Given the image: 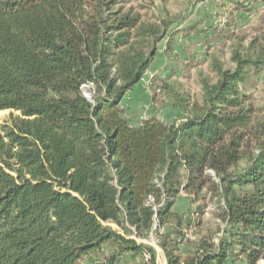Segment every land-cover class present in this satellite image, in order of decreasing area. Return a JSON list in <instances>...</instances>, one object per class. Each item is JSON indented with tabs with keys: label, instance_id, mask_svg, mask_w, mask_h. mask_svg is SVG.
Masks as SVG:
<instances>
[{
	"label": "trees",
	"instance_id": "trees-1",
	"mask_svg": "<svg viewBox=\"0 0 264 264\" xmlns=\"http://www.w3.org/2000/svg\"><path fill=\"white\" fill-rule=\"evenodd\" d=\"M131 1L0 0V112H19L0 125V264H132L127 255L157 264L156 250L137 240L157 221V234L170 226L159 234L168 264L264 260V120L258 150H242L247 89L264 72V50L238 56L233 71L219 68L194 116L134 125L124 104L159 45L167 44L166 77L192 60L170 56L171 20L144 21ZM248 10L236 1L224 24L198 31L203 42L224 39L233 16ZM160 84L155 76L150 86L162 91ZM208 182L224 203L226 227L218 242L190 241L174 206Z\"/></svg>",
	"mask_w": 264,
	"mask_h": 264
},
{
	"label": "rangeland",
	"instance_id": "rangeland-1",
	"mask_svg": "<svg viewBox=\"0 0 264 264\" xmlns=\"http://www.w3.org/2000/svg\"><path fill=\"white\" fill-rule=\"evenodd\" d=\"M240 1L249 8L233 16L231 32L224 39L203 42V36L198 31L217 27L224 24L234 3ZM142 16V20L151 23L165 18L173 23L169 29V35L173 34L176 44L171 55L181 57L189 56L192 64L188 66L176 65V72L170 77L167 65L169 54L166 55V42L159 45L157 58L150 70L157 76L162 91L154 89L148 83L141 82L139 86L127 95L124 104L127 119L134 125H141V116L147 119L156 118L166 124L179 123L183 118L195 115V111L204 109V87L206 83L214 84L219 78V68L223 70H235L238 56L246 58L248 55H256L264 50V2L262 0H132L130 5ZM191 30L187 38L184 31ZM168 39V38H167ZM153 77V78H154ZM163 81H162V80ZM152 80V79H151ZM246 107L251 110V125L247 129L242 150L245 155L254 154L262 141L261 123L264 120V72L247 89ZM85 93L92 98L93 89L88 87ZM19 114L17 111L6 110L0 112V125L9 116ZM246 159L239 163V168L246 164ZM237 167L229 170V173L238 172ZM184 176L187 175L183 171ZM211 175L216 183H220V177L212 170L205 172ZM223 202L217 193L216 186L209 182L202 187L199 195L196 192H182L174 206V210L184 220V232L190 241H198L201 236H214L218 242L220 229L226 227L222 218ZM202 222L200 226L190 228L196 219ZM115 230L123 233V230L114 223L108 224ZM160 224L157 221L153 231L147 237L137 238L138 242L151 246L157 253V264H168L164 251L160 247L159 234L169 230L170 226L162 228L157 234ZM218 233V234H216ZM134 237V236H133ZM108 248L104 246V252ZM99 257V258H98ZM102 259V253L95 256ZM126 259L132 264H142L141 259L133 260L128 255ZM148 260L147 258L144 259ZM264 264V260L260 262Z\"/></svg>",
	"mask_w": 264,
	"mask_h": 264
},
{
	"label": "built area",
	"instance_id": "built-area-1",
	"mask_svg": "<svg viewBox=\"0 0 264 264\" xmlns=\"http://www.w3.org/2000/svg\"><path fill=\"white\" fill-rule=\"evenodd\" d=\"M153 77H154L153 74H151V76L148 77V74H147V72H146V73L144 74V76L142 77L141 82H143V83H148V85H149V84L151 83V79H152ZM87 87H88L89 89H93L94 84H93V83H89V84H85V85H83L84 94L86 95V97H88L89 99H91L90 95L87 94V93H85V89H86ZM140 119H141V124H143L146 120H148L147 117H146L145 115L141 116Z\"/></svg>",
	"mask_w": 264,
	"mask_h": 264
}]
</instances>
